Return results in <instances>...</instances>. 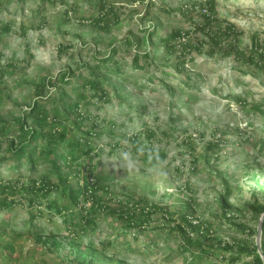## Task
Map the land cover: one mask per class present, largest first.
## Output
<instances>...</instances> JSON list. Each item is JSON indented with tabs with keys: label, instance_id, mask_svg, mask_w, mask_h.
Returning <instances> with one entry per match:
<instances>
[{
	"label": "rangeland",
	"instance_id": "rangeland-1",
	"mask_svg": "<svg viewBox=\"0 0 264 264\" xmlns=\"http://www.w3.org/2000/svg\"><path fill=\"white\" fill-rule=\"evenodd\" d=\"M46 1L2 0L0 3V25L11 20L14 29L19 31L24 20L28 25L42 23L40 29L29 28L26 36L13 32L0 40V69L6 70L0 80V117L15 119L22 114L34 99L33 81L60 74L70 66L76 67L78 61L88 60L89 52H108L111 36L122 41L131 29L137 32V26L147 28L155 22L162 23L163 29L168 31L176 26L189 27L188 19L181 12L175 10L168 14L161 10L162 6L177 8L184 1L205 0H125L121 23L112 29L110 35L102 33L104 40L99 43L93 39L99 34L78 21L88 6L85 0H80L81 11L71 14L70 21H64L61 13L71 0L66 5L57 2L54 6ZM149 1L156 3L152 17L141 19ZM216 2L221 15L243 30L241 47H249L254 35L264 38V0ZM45 3L42 13L47 17L37 16L28 21ZM61 44H70L72 48L60 58L58 47ZM82 46L84 51H81ZM133 48L143 51L150 49L151 45H134ZM162 50L157 47L153 52L159 56ZM27 58L31 59L29 65L26 64ZM10 61L15 62L16 67L8 68ZM235 65L231 58L221 55H196L194 62L187 64L198 83L188 91L194 97L188 98L186 93L180 95L176 92L180 96L174 106L170 104L171 93L161 85L151 86L141 72H133L134 76L124 82L115 77L113 82L122 87L124 100L115 99L101 110L103 117L117 122L115 126H102L103 130L109 132L112 128L114 136L125 145L118 148L113 156H108L104 152V142L109 137L100 143L103 148L101 163L106 169L103 175L110 183V189L118 194L145 196L149 202L168 206L171 212L183 213L195 206V215L203 219H216L214 216L222 211L220 195L228 189L233 209L226 213L221 220L223 224L215 233L222 245L242 235L233 224L242 222L248 228L254 227L256 216L250 206L264 203V149L260 145L264 131L260 118L226 98L228 93H233L264 103V71L257 70V75L243 74ZM168 67L169 81L176 86L183 77ZM129 73L132 74L131 71ZM140 82L145 84L144 87ZM88 124V121L83 123L86 127ZM147 128L155 131L156 136H147ZM165 131L170 132L168 137ZM136 133H142L139 139L141 146L153 145L151 161H144L131 150L129 137ZM211 139L218 145L215 153L207 148ZM162 151L164 158L160 162L157 159ZM4 152L1 151L0 156ZM0 173L10 176V165H0ZM2 219L9 220L15 230L22 232L29 227L27 204L0 210V221ZM56 219V222H51L46 217H39L34 221L38 226L36 229L44 232L42 242L36 241V236L26 237L24 234L16 238L17 264H58V261L70 264V260L76 257L85 264H245L251 259L246 257L236 263L223 258L201 261L181 253L174 235H162L160 230L154 231L159 235V246H153L148 240L154 233L152 230L147 232L148 236L143 233L137 238L108 220L93 236L81 232L74 234L69 233L64 222L58 217ZM154 219L153 227L163 223L160 213ZM55 237L59 244L53 246L51 239ZM91 241H94L93 245L89 244ZM102 241L104 245H101ZM34 247L52 251H36Z\"/></svg>",
	"mask_w": 264,
	"mask_h": 264
},
{
	"label": "trees",
	"instance_id": "trees-1",
	"mask_svg": "<svg viewBox=\"0 0 264 264\" xmlns=\"http://www.w3.org/2000/svg\"><path fill=\"white\" fill-rule=\"evenodd\" d=\"M85 1L88 6L78 21L99 34L93 37L99 43L104 40L102 33L110 35L112 29L121 23L125 0ZM57 2L66 5L68 0L46 1L52 6ZM46 3L36 9L28 21L37 16L46 18L42 13ZM79 5L80 0L69 2V6L61 13L64 21H70L71 14L81 11ZM155 5V2L149 1L141 19L152 17ZM161 10L168 14L178 10L188 19L189 27L176 26L168 31L163 29L162 23L155 22L147 28L137 26L135 30L142 35L131 29L122 41L111 36L108 52H89L88 60L78 61L76 67L70 66L60 74L47 75L37 82L33 81L34 99L23 109L22 114L15 119L0 117V138L6 137L4 141L0 140V152L5 151L0 156V165L9 164L11 171L10 176L0 173V210H11L17 205L27 204L29 214V227L22 232L15 230L9 220L0 221V262L3 264H17L19 256L16 254L15 240L20 235L36 236V241L42 242L44 232L38 231V226L34 224L39 217H46L51 222H56L58 217L65 223L69 233L81 232L92 236L108 220L117 223L123 232H130L137 238L143 233L147 235L151 230H160L162 235H174L178 249L191 258L196 257L201 261L206 258H223L236 263L249 257L251 259L245 264H264L256 243L264 203L250 206L256 216L255 226L248 228L242 222L233 224L242 235L222 245L223 242L216 238L215 233L223 224L222 219L226 213L233 209L230 190L225 189L220 195L219 207L222 211L214 216L219 220L216 221L198 218L195 206L183 213L177 210L171 212L168 206L149 202L145 196L118 194L105 181L101 141L109 137L103 141L104 152L108 156H113L118 148L125 146L114 136L112 128L109 132L102 128L106 124L115 126L117 122L103 117L101 110L115 99L124 100L122 87L113 82L115 77L119 82H124L134 76L133 72H141L151 86L161 85L171 93L170 104L174 106L176 99L183 93L188 98L194 97L188 91L198 86V83L187 64L193 63L198 54L231 58L236 64L235 68L243 74L257 75V70L264 71V38L254 35L249 47H241L243 30L234 21L221 15L216 0L184 1L177 8L164 5ZM25 21L21 22L19 31L14 29L11 20L2 23L0 40L13 32L26 36L29 28L40 29L42 25H28ZM70 44L58 47L60 58L72 48ZM147 44L151 45L148 50L133 48L134 45L140 47ZM157 47L163 48L159 56L153 52ZM84 48L82 46L81 51ZM1 57L0 51V60ZM30 62L31 59L27 58L26 64ZM15 65V62L10 61L7 67L11 69ZM168 66L176 75L183 77L176 86L169 81V72L166 70ZM5 72L0 69V80ZM140 84L145 85L142 82ZM226 98L241 105L248 113L257 114L264 131V103L233 93H228ZM86 121L89 122L87 127L83 125ZM145 131L147 136H156L150 128ZM169 133L164 132L166 137ZM140 134L129 137L130 148L144 161H151L153 145L141 146ZM260 145L263 150L264 134L260 137ZM215 146H218L216 140L207 142V148L214 153L217 151ZM163 158L162 151L157 161L161 162ZM158 213L163 223L153 227L151 224ZM148 240L153 246H159L157 232L152 233ZM51 241L53 246L59 244L56 237ZM103 242L101 245H104ZM89 244L93 245L94 241ZM261 248L264 254V220ZM33 250L52 251L42 247H34ZM70 264L85 262L76 257L70 260Z\"/></svg>",
	"mask_w": 264,
	"mask_h": 264
},
{
	"label": "water",
	"instance_id": "water-1",
	"mask_svg": "<svg viewBox=\"0 0 264 264\" xmlns=\"http://www.w3.org/2000/svg\"><path fill=\"white\" fill-rule=\"evenodd\" d=\"M263 220H264V213L262 214V216H261V218L259 220V223H258V232H257V236H256V243L258 244L259 252L261 253V255L263 256V259H264V254H263L262 248H261Z\"/></svg>",
	"mask_w": 264,
	"mask_h": 264
}]
</instances>
